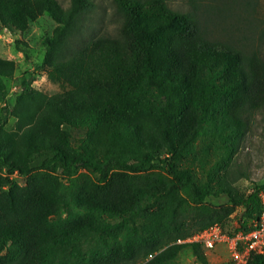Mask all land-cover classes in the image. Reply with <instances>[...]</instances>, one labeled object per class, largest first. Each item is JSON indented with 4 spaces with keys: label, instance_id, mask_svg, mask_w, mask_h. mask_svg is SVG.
<instances>
[{
    "label": "trees",
    "instance_id": "16d2710c",
    "mask_svg": "<svg viewBox=\"0 0 264 264\" xmlns=\"http://www.w3.org/2000/svg\"><path fill=\"white\" fill-rule=\"evenodd\" d=\"M115 1L112 36L88 32L94 0H0L12 34L46 13L57 23L41 68L61 87L23 78L13 126L0 122V264H184L185 250L208 264L200 244L177 241L248 230L263 209L264 184L237 185L264 114L262 52L207 38L167 0ZM15 70L0 56V104Z\"/></svg>",
    "mask_w": 264,
    "mask_h": 264
},
{
    "label": "rangeland",
    "instance_id": "374dc122",
    "mask_svg": "<svg viewBox=\"0 0 264 264\" xmlns=\"http://www.w3.org/2000/svg\"><path fill=\"white\" fill-rule=\"evenodd\" d=\"M64 6L70 0H58ZM95 8L90 12L88 32L94 35H112L119 32L122 16L115 0H94ZM168 5L180 11H190L198 18L202 34L211 40L231 43L238 48L259 50L264 55V0H167ZM57 23L46 13L33 22L25 33L12 34L0 24V56L15 61L16 70L11 78L5 79L7 94L0 104V122L11 128L15 119L11 110L19 91L23 88L22 79L47 93L61 91L59 84L50 81L41 68L47 50V39ZM238 162L249 177L242 178L237 185L244 192L253 190L255 184H264V114L256 113L246 133ZM20 183L22 177L14 175ZM209 202L228 203L227 197H211ZM242 208H238L230 222L231 227L239 223ZM208 264H226L229 253L225 246H218L207 252ZM184 264H194L191 250L182 254Z\"/></svg>",
    "mask_w": 264,
    "mask_h": 264
},
{
    "label": "built area",
    "instance_id": "2783aa9c",
    "mask_svg": "<svg viewBox=\"0 0 264 264\" xmlns=\"http://www.w3.org/2000/svg\"><path fill=\"white\" fill-rule=\"evenodd\" d=\"M261 199L263 209L252 228L229 234L219 224H214L177 242L198 243L205 254L213 252L218 246H225L229 253L226 264H250L255 256L264 255V192L261 193ZM194 264L202 263L196 261Z\"/></svg>",
    "mask_w": 264,
    "mask_h": 264
}]
</instances>
